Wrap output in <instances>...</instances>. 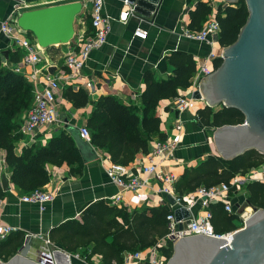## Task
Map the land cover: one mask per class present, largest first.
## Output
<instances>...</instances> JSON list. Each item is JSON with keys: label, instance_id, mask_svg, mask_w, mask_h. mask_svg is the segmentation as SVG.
<instances>
[{"label": "crops", "instance_id": "1", "mask_svg": "<svg viewBox=\"0 0 264 264\" xmlns=\"http://www.w3.org/2000/svg\"><path fill=\"white\" fill-rule=\"evenodd\" d=\"M199 2L210 7V14H215L219 5L224 6L220 0H161L158 11L153 16L154 20H152L151 17L140 19L133 15L130 6L125 4V0H104L103 14L110 18L111 24L107 43L90 55L89 61L78 76L71 77L64 67V57L72 50L73 46L78 45L93 32L90 26L91 4L89 1L0 0V26L1 22L6 20L18 7L20 8V14H22L73 3L81 5V11L74 21L73 38L67 43L46 50L41 48L45 56L43 61L35 69L24 68L22 73L18 74L32 86L33 90L44 88L50 78H57L60 81L61 88L57 92V96L63 124L41 129L32 143H29V136L21 133V140L15 143V154L20 155L23 148L45 146L49 140L58 137L62 131L67 132L66 128L69 126L78 130L85 127L95 103L101 97H115L126 107L140 106V97L146 89L143 80L145 73L150 72L159 82L168 81L175 70L174 66L168 62V58L172 54L181 53L191 57L194 63V72L189 81L191 83L196 71V60L205 57L209 52L219 55L222 49L217 43V37L214 38L211 45L188 42L180 37L181 31L187 29L189 23L188 13L193 11ZM15 27L18 28L17 25ZM137 28L147 32L146 40L133 38V33ZM17 36L21 39H28L38 46L35 38L30 33L22 32ZM23 55V50L14 44L11 45L0 30L1 66L4 61L12 58L13 63L16 61L17 64ZM34 71H37L35 83L29 79ZM68 87H71L74 92L82 90L87 96V105L82 108H75L73 103L63 99L62 95ZM185 92L186 89H177L176 96ZM175 97L162 99L155 110V116L160 120V131L164 134L165 140H175L178 136L174 161L165 165V170L172 172L178 179L186 168H194L206 157L216 156V154L210 143L212 129L199 127L197 117H194L196 111H202L205 105L198 103L193 112L177 113L173 108ZM219 109L220 107H216L212 110L215 112ZM24 116L25 114L21 116L22 122ZM65 120L68 121V124L64 123ZM178 122L181 124L179 135L175 131V125ZM154 140H157V138L155 137L150 141L149 152L152 149ZM88 144L92 147L97 159L88 164L83 162V173L80 177L71 175L70 167L65 164L60 167H49V182L41 190L52 192L55 197L53 201L45 205L43 212H40L36 205L19 201V198L23 195L15 189L11 182V170L4 163L5 152L1 151L0 186L3 197L0 198V230L3 227L10 226L15 228L16 231L0 240V244L6 243L11 236L21 232L24 235V241L28 236H31L34 240L28 256L40 258L39 254L43 252L46 246L44 240L46 237L49 240V233L52 229L69 220L80 221L81 209L89 203L103 200L108 204L104 199L114 196L118 191L106 176V170L112 163L106 152L93 147L90 140ZM142 156L144 155H138L126 168L135 166ZM258 169L262 171L258 172ZM258 169L249 171L246 176L250 179L249 182H258L264 185V164ZM3 179L6 180L9 187L7 192L3 191L2 188L1 182ZM243 187L229 194V203L233 211L248 208L246 204L247 194ZM123 206L129 213L134 209L152 208L137 202L131 195L124 197ZM199 213V208L195 206L191 210V217L195 218ZM232 215L237 217V214ZM230 224L236 228L241 226L238 218L230 221ZM225 227H229V225ZM161 239H158V241ZM50 243L48 247L51 251L60 250L64 252L60 245ZM91 248L92 246L87 247V251L90 252ZM148 249L141 250V252H147ZM163 249L166 248H161L160 251ZM11 252L12 246H0L2 257ZM160 254L164 256L162 251ZM2 257L0 261H3ZM79 258L75 264H102L98 256H94L91 261L83 260L80 256ZM54 263L63 264L64 262L55 261ZM123 264H125L124 257ZM127 264H147V261L140 263L132 261Z\"/></svg>", "mask_w": 264, "mask_h": 264}, {"label": "trees", "instance_id": "2", "mask_svg": "<svg viewBox=\"0 0 264 264\" xmlns=\"http://www.w3.org/2000/svg\"><path fill=\"white\" fill-rule=\"evenodd\" d=\"M210 13L208 5L197 3L194 10L188 13L187 29L200 30ZM246 17L242 0L234 5L217 7V43L221 48L235 41ZM168 62L175 69L168 81L159 82L150 72L145 73L143 80L146 89L140 97V106L126 107L112 96L101 97L95 103L85 127L91 145L106 152L112 164L127 167L138 155L149 153V143L155 137L159 141L165 140L155 110L162 99L174 98L177 89H187L194 72V63L189 55L172 54ZM8 63L16 64V61L13 63L12 58ZM219 64L220 60L216 59L213 68ZM62 98L73 103L75 108H82L88 103L82 90L74 92L71 87L65 89ZM32 102V86L21 75L3 68L0 61V153L5 152L4 163L11 170V182L23 196L41 190L48 184L50 166L60 167L65 164L70 167V174L77 177L82 175L84 167L74 138L65 131L49 140L45 146L23 148L20 155L15 154V143L22 138L21 116L30 110ZM196 117L199 127L212 130L224 125L241 124L243 120L237 111L221 107L215 112L205 107L202 111H196ZM263 164L264 157L254 151H248L230 161L208 156L196 167L184 170L175 183V191L184 195L199 186L210 188L228 184L235 175L245 176ZM243 186L247 194V206L264 210V185L252 181ZM232 191L230 189L229 194ZM1 197L3 192L0 186ZM208 210L216 235L237 229L230 224L237 217L225 213L220 204L211 205ZM167 214L168 210L164 207L134 209L129 213L124 208L109 206L100 200L81 209L80 221L69 220L52 229L49 240L60 245L64 252L78 254L86 261L98 256L102 264H123L126 253L150 248L166 235ZM23 242L24 235L18 232L6 243H1V247L12 246L10 254L2 257L0 253L3 262L16 255ZM89 246H92L90 252L87 251ZM161 251L168 260L172 255V246Z\"/></svg>", "mask_w": 264, "mask_h": 264}, {"label": "water", "instance_id": "3", "mask_svg": "<svg viewBox=\"0 0 264 264\" xmlns=\"http://www.w3.org/2000/svg\"><path fill=\"white\" fill-rule=\"evenodd\" d=\"M132 14L140 19L156 15L161 0H126ZM238 0H220L234 5ZM246 20L235 41L221 49L220 64L203 77L192 94L201 99L205 107L232 109L242 116V123L224 125L211 132L210 143L217 157L233 160L248 151L264 157V0H242ZM81 11L78 3L22 13L17 26L30 33L44 50L69 42L74 35V21ZM68 124V121H64ZM67 132L74 138L84 164L97 159L92 147L79 137V130L69 126ZM258 169V172H261ZM3 191L9 187L2 180ZM167 201L173 205L171 198ZM250 215L242 226L229 233L227 239L189 236L175 242L166 264H264V210L248 207ZM184 211H175V219L186 218ZM180 229V226H178ZM33 238L26 237L16 255L0 264H44L37 257L28 256ZM54 262L75 264L76 256L48 246L40 257Z\"/></svg>", "mask_w": 264, "mask_h": 264}, {"label": "built area", "instance_id": "4", "mask_svg": "<svg viewBox=\"0 0 264 264\" xmlns=\"http://www.w3.org/2000/svg\"><path fill=\"white\" fill-rule=\"evenodd\" d=\"M91 4V28L92 34L78 45L73 46L72 50L64 57V67L71 77L78 76L90 59V55L101 49L106 43L111 30L110 18L104 16V0H88ZM125 4L127 1L125 0ZM225 5V4H224ZM20 8H15L11 15L1 22V33L8 39L11 45H16L23 50L24 55L17 64H10L8 61L2 63V67L16 74H21L24 68L35 69L44 59V52L36 44L28 39H21L19 36L22 31L17 25L20 14ZM132 12V10H131ZM218 34V24L215 20V14H210L205 24L198 31L184 29L181 31L180 37L188 42L211 45L214 38ZM147 32L136 29L133 38L139 40L147 39ZM220 60V54L216 55L209 52L205 57L196 60V71L191 80L190 86L186 92L175 97L173 108L177 113L193 112L196 104H204L201 99H193L191 96L197 91L199 81L209 75L213 70L212 63ZM37 71H34L29 79L35 83ZM61 86L57 78L47 80L44 88H35L33 90V102L30 110L25 114L21 133L29 136V143L34 142L36 136L41 129L53 125H62L63 121L59 112V101L57 92ZM195 114V112H194ZM196 118V115L194 116ZM177 135L181 132V124L175 125ZM79 137L89 142L90 135L86 127L79 129ZM178 137V136H177ZM177 137L175 140L166 139L164 141L154 140L152 149L141 157L140 160L131 168L120 165L111 164L106 170V176L111 184L117 188L114 196L105 198L104 200L111 206L124 208L123 200L126 195H131L146 207H166L168 214L166 215V235L159 240L154 246L150 247L147 252L126 253L124 255V263L129 262H145L147 264H166L167 259L160 254L161 248L173 246L175 242L181 238L189 236H206L227 239L228 234L216 235L211 225V213L209 206L220 204L222 209L228 215L237 214V218L241 223L250 215L245 210H232L229 203V191L239 190L243 185L249 182L247 176L235 175L230 179L228 184H219L210 188L199 186L193 192L179 195L175 191L176 176L165 170V165L174 161L175 150L177 148ZM55 195L52 192L37 190L25 196H21L19 201L31 205L38 206L40 212L45 210V205L54 200ZM151 197V198H149ZM167 198H171V205ZM197 206L200 213L197 217H191V210ZM175 211H184L186 218L175 219ZM180 226V229H178ZM16 229L10 226L1 228L0 240L5 239ZM46 246L51 243L46 237L44 240ZM77 259H80L76 255ZM44 264H55L52 254H48V258H39Z\"/></svg>", "mask_w": 264, "mask_h": 264}, {"label": "bare ground", "instance_id": "5", "mask_svg": "<svg viewBox=\"0 0 264 264\" xmlns=\"http://www.w3.org/2000/svg\"><path fill=\"white\" fill-rule=\"evenodd\" d=\"M248 211H249V210L247 209L245 212L248 213Z\"/></svg>", "mask_w": 264, "mask_h": 264}, {"label": "rangeland", "instance_id": "6", "mask_svg": "<svg viewBox=\"0 0 264 264\" xmlns=\"http://www.w3.org/2000/svg\"><path fill=\"white\" fill-rule=\"evenodd\" d=\"M247 209H248V208H247ZM247 209H246V210H247ZM246 210H245V211H246ZM248 210H249V209H248Z\"/></svg>", "mask_w": 264, "mask_h": 264}]
</instances>
